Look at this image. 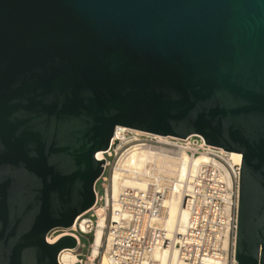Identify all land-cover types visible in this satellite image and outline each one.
<instances>
[{
    "label": "water",
    "instance_id": "1",
    "mask_svg": "<svg viewBox=\"0 0 264 264\" xmlns=\"http://www.w3.org/2000/svg\"><path fill=\"white\" fill-rule=\"evenodd\" d=\"M117 127L241 154L235 260L264 264V0H0V264L95 204Z\"/></svg>",
    "mask_w": 264,
    "mask_h": 264
},
{
    "label": "built area",
    "instance_id": "2",
    "mask_svg": "<svg viewBox=\"0 0 264 264\" xmlns=\"http://www.w3.org/2000/svg\"><path fill=\"white\" fill-rule=\"evenodd\" d=\"M116 132L108 150L97 159L105 162L95 184L94 206L103 207L106 216L103 236L106 254L97 264H161L154 254L163 250L175 251L180 264H237L233 243L236 240L241 164L233 160L232 154L207 145L198 135L186 139L164 137L161 141L157 135L136 130L126 129L119 135ZM143 149L173 157L182 153L190 158L204 155L207 162L196 174H189L182 181L175 178L169 181L165 175L149 177L133 173L131 177L145 181L144 186L123 187L113 200L111 181L115 170L121 169L131 153ZM171 182L179 184L177 195L183 199L187 222L182 232L168 236L163 219L164 201ZM96 225L97 217L92 208L79 216L71 228L51 230L46 236L48 244L56 243L63 236L76 240L75 248L63 249L58 254L57 263L83 264L84 250H92ZM82 239L88 244L82 243ZM64 253L73 256L75 261L64 263Z\"/></svg>",
    "mask_w": 264,
    "mask_h": 264
},
{
    "label": "bare ground",
    "instance_id": "3",
    "mask_svg": "<svg viewBox=\"0 0 264 264\" xmlns=\"http://www.w3.org/2000/svg\"><path fill=\"white\" fill-rule=\"evenodd\" d=\"M124 127H117L116 134L126 130ZM132 130V129H131ZM140 132V131H139ZM158 139L164 141V137L158 136ZM101 153L96 155L97 159L101 158ZM232 158L235 162L241 164V154L231 152ZM207 162L204 155H200L195 158H190L187 154L182 153L178 157H173L161 153H157L153 150H141L131 153L127 157L122 165L121 169H116L111 181V196L114 200L123 187H143L145 181L136 180L131 177L133 173L140 174L141 176L152 175H165L169 181L172 178L182 181L186 176L194 175L198 172V169ZM129 172V173H128ZM179 184L177 182H171L170 190L167 198L164 201V221L163 228L167 232L168 236H171L173 232H182L187 222V213L182 207V197L177 195L179 192ZM239 200V197H238ZM96 213L97 225L95 227L94 242L92 244V250L88 257V264H92L94 259L99 255L100 248L103 246L104 228L106 227L105 209L103 207H92ZM91 208V209H92ZM227 204L224 208V212H227ZM116 206H114V211ZM89 211V210H88ZM84 214V213H83ZM105 245V243H104ZM235 248V242L233 243ZM105 251V250H104ZM154 257L160 261L161 264H180L177 260L175 251H157ZM64 263H73L75 258L68 253H64L62 258Z\"/></svg>",
    "mask_w": 264,
    "mask_h": 264
},
{
    "label": "rangeland",
    "instance_id": "4",
    "mask_svg": "<svg viewBox=\"0 0 264 264\" xmlns=\"http://www.w3.org/2000/svg\"><path fill=\"white\" fill-rule=\"evenodd\" d=\"M88 217V216H87ZM93 220H95V219H93ZM88 240L89 241H91L92 240V236L91 235H89L88 236ZM82 243H84V244H88V241L87 240H85V239H82ZM105 250V251H104ZM90 253H91V249H85L84 250V252H83V264H88V257H89V255H90ZM106 254V245H104V241H103V246H101V250H100V254H99V257H98V259L95 261V264H97L98 263V261H100V259H101V257L103 256V255H105Z\"/></svg>",
    "mask_w": 264,
    "mask_h": 264
}]
</instances>
